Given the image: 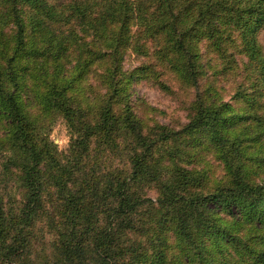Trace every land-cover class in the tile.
<instances>
[{
    "label": "trees",
    "instance_id": "1",
    "mask_svg": "<svg viewBox=\"0 0 264 264\" xmlns=\"http://www.w3.org/2000/svg\"><path fill=\"white\" fill-rule=\"evenodd\" d=\"M263 25L264 0H0V264H264Z\"/></svg>",
    "mask_w": 264,
    "mask_h": 264
},
{
    "label": "rangeland",
    "instance_id": "2",
    "mask_svg": "<svg viewBox=\"0 0 264 264\" xmlns=\"http://www.w3.org/2000/svg\"><path fill=\"white\" fill-rule=\"evenodd\" d=\"M51 1L57 2V1H63V0H51ZM258 38H259L261 45L263 46V51H264V25L259 30ZM201 47H202V52H204L205 45L202 44ZM130 57L129 55L126 57V61H125L126 67L131 68L132 66H136L139 64V61L137 59H135L134 57L132 58ZM131 81H133V79ZM134 89H135L134 97H135V94H138L143 99H145L148 103L152 104V106L159 108L157 112L160 113L161 119L163 121L174 120V122H176L178 120L180 121L185 120V115H186L185 110L179 109L176 107H170V102L155 87L149 85L148 83L138 82L135 84ZM226 98L230 99V97H226ZM56 121L57 122L54 125L53 130L51 131L50 137L54 141V143L58 145L59 150L65 154L69 148L70 134L68 132V128L66 126L64 119L59 118ZM119 162H120L119 160L115 159L113 163L117 164ZM215 167L218 168L217 166ZM10 186H13L12 181L8 180L7 178H3V180L0 182V192L2 193L11 192L13 193V198H15V200H20V198L18 199L17 197L18 192L12 191L10 189ZM10 199L12 198L10 197Z\"/></svg>",
    "mask_w": 264,
    "mask_h": 264
}]
</instances>
